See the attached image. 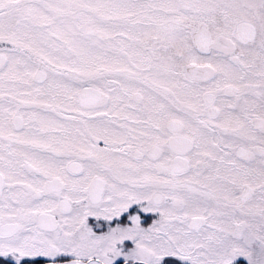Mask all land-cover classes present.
<instances>
[{"label": "snow or ice", "instance_id": "snow-or-ice-1", "mask_svg": "<svg viewBox=\"0 0 264 264\" xmlns=\"http://www.w3.org/2000/svg\"><path fill=\"white\" fill-rule=\"evenodd\" d=\"M0 264H264V0H0Z\"/></svg>", "mask_w": 264, "mask_h": 264}]
</instances>
